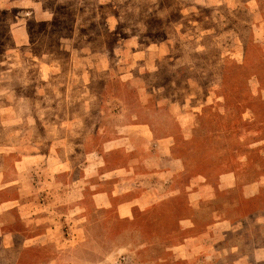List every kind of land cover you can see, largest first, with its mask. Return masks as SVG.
I'll return each instance as SVG.
<instances>
[{
    "label": "rangeland",
    "instance_id": "1",
    "mask_svg": "<svg viewBox=\"0 0 264 264\" xmlns=\"http://www.w3.org/2000/svg\"><path fill=\"white\" fill-rule=\"evenodd\" d=\"M0 72V153L27 137L48 216L0 264H264V0H0ZM121 170L189 173L135 222L81 203L74 171Z\"/></svg>",
    "mask_w": 264,
    "mask_h": 264
},
{
    "label": "crops",
    "instance_id": "2",
    "mask_svg": "<svg viewBox=\"0 0 264 264\" xmlns=\"http://www.w3.org/2000/svg\"><path fill=\"white\" fill-rule=\"evenodd\" d=\"M5 76L6 74L4 75V72H0V77H4V80H6ZM1 117L3 116L0 115V125L4 126V118ZM144 123L148 129V135H150V138L154 137V131L152 132V128L154 127V125H152L153 123L150 125H148V122ZM12 127L15 129L21 127L26 128L27 125L23 124V122L16 121ZM10 139L14 148L10 149L9 153L4 151H1L0 153V235L3 232V228H9L12 239L19 238L21 240H26L28 238L26 232L28 233L29 226H32L33 228V226H37L41 223L45 224L48 220V216H45L46 214L43 212L39 213L40 211H35L34 207L37 208V206L34 205L35 202L27 199L25 196L26 192L24 191H26V187L24 186V174L29 172L28 170L35 159L32 153L21 151L23 145L27 141V137L17 134L10 136ZM128 139V137L122 136L110 142H106L110 145V147H107L111 152L110 155L114 156L116 154L119 155L120 153L126 154L124 152L127 150L126 140ZM163 139L164 137L158 138V136L154 138L157 150L158 144ZM159 150L161 154H168L171 149L170 147L164 148L159 145ZM43 164H45V162H43ZM41 172L44 176L42 180V183L44 184L45 180L47 181L51 177V171L50 168H48L43 169ZM74 172L76 175L75 182L78 181L77 176H80L81 180L83 179V176H85L90 185L89 190L86 193L87 197H84L83 194L81 195V203L87 199L86 201L90 204L89 206L92 211L95 210L97 213L100 211L107 213L108 215L116 214L119 218L121 217L127 222H135L136 216L133 214L134 208L148 209L158 206L160 200L171 197L178 192L179 189L176 190V187L164 189L163 185L166 182L173 180L175 175L189 173V171H186V173H184V171L180 173V171L125 170ZM104 173L108 174L106 176L108 177V182H106L108 186L103 188V186L99 187V185H95L97 183L94 184L92 180L98 178V176H103ZM45 174L47 175L46 178ZM56 176H58V178L54 179L55 181L61 182L64 180L65 183V179L67 178L64 171H55L52 174V177L55 178ZM139 180L152 181V184L150 183L149 185L141 187L136 183ZM94 185L96 187H94ZM189 196L190 194H186V198L189 199ZM59 204L57 208L60 209L61 206ZM42 206L43 209L41 210L46 209L44 208L45 202H43ZM82 206L83 205H81V207ZM82 210H85V207H82ZM8 224H11L12 226L10 227ZM187 252L189 256L195 254L192 250Z\"/></svg>",
    "mask_w": 264,
    "mask_h": 264
}]
</instances>
